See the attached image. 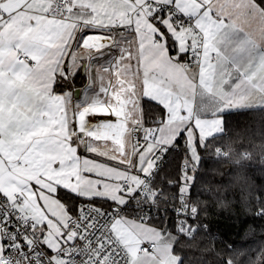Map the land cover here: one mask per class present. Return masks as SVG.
<instances>
[{"label":"snow or ice","instance_id":"snow-or-ice-1","mask_svg":"<svg viewBox=\"0 0 264 264\" xmlns=\"http://www.w3.org/2000/svg\"><path fill=\"white\" fill-rule=\"evenodd\" d=\"M257 107L264 0H0V264H184L175 246L208 231L189 171L233 110ZM181 139L169 224L156 178Z\"/></svg>","mask_w":264,"mask_h":264},{"label":"trees","instance_id":"trees-1","mask_svg":"<svg viewBox=\"0 0 264 264\" xmlns=\"http://www.w3.org/2000/svg\"><path fill=\"white\" fill-rule=\"evenodd\" d=\"M85 74H79L72 80L75 87H81L85 82ZM70 88V81L67 82ZM64 88V89H65ZM226 131L223 136L209 140L210 150H200L201 161L195 173V187L192 196L200 192V199L207 201L208 206L200 212L198 221L206 225L208 231L197 232L191 240L181 238V243L175 247L177 254L182 255L184 264H221V258L231 256L236 264H250L256 259V254L264 250V217H258L259 205L252 200L245 204L244 198L249 190L255 196L264 191V109L233 110L227 118ZM234 149L230 158L217 157L215 148L224 151L228 146ZM184 141L180 140L177 148L164 157V164L157 179V185L163 183L168 203L161 202L168 213L163 211L160 217L167 216L169 224L176 218L171 211L174 206L172 194L178 192V184L182 176L185 153ZM243 152L250 154V159L237 164L234 161ZM176 181V186H169L167 181ZM211 189V194L203 191ZM227 202V207H221L220 201ZM178 205V200L175 202ZM160 217H156L159 220Z\"/></svg>","mask_w":264,"mask_h":264},{"label":"crops","instance_id":"crops-1","mask_svg":"<svg viewBox=\"0 0 264 264\" xmlns=\"http://www.w3.org/2000/svg\"><path fill=\"white\" fill-rule=\"evenodd\" d=\"M80 74H85V73H84L83 71H81ZM85 76H86L85 82H84V84H83L81 87H75V86H73L72 81H70V83H71V87H70V88H65V89H64L65 91H69V90L73 91L74 88H80V92H79L78 96L75 97V100H76V99H82V98H83V92H84V89H85V87H86V86L88 85V83H89V80H88V77H87L86 74H85ZM75 100H74V101H75Z\"/></svg>","mask_w":264,"mask_h":264},{"label":"water","instance_id":"water-1","mask_svg":"<svg viewBox=\"0 0 264 264\" xmlns=\"http://www.w3.org/2000/svg\"><path fill=\"white\" fill-rule=\"evenodd\" d=\"M79 92H80V88H74L73 89L74 97L78 96Z\"/></svg>","mask_w":264,"mask_h":264},{"label":"built area","instance_id":"built-area-1","mask_svg":"<svg viewBox=\"0 0 264 264\" xmlns=\"http://www.w3.org/2000/svg\"><path fill=\"white\" fill-rule=\"evenodd\" d=\"M74 100H75V97H74ZM173 207H174V206L171 207V211H172V213L174 214V216H175V218H176V214H175V212L172 210ZM153 215L155 216V210H153Z\"/></svg>","mask_w":264,"mask_h":264}]
</instances>
